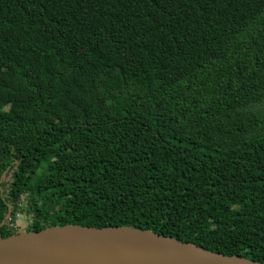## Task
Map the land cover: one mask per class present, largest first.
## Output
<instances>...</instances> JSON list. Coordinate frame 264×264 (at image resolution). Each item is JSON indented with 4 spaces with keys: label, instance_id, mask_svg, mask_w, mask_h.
I'll list each match as a JSON object with an SVG mask.
<instances>
[{
    "label": "trees",
    "instance_id": "16d2710c",
    "mask_svg": "<svg viewBox=\"0 0 264 264\" xmlns=\"http://www.w3.org/2000/svg\"><path fill=\"white\" fill-rule=\"evenodd\" d=\"M0 182V226L264 263V0H0Z\"/></svg>",
    "mask_w": 264,
    "mask_h": 264
},
{
    "label": "water",
    "instance_id": "95a60500",
    "mask_svg": "<svg viewBox=\"0 0 264 264\" xmlns=\"http://www.w3.org/2000/svg\"><path fill=\"white\" fill-rule=\"evenodd\" d=\"M10 217L11 208L0 227ZM0 264L264 263L220 254L148 229L57 225L0 236Z\"/></svg>",
    "mask_w": 264,
    "mask_h": 264
},
{
    "label": "built area",
    "instance_id": "2783aa9c",
    "mask_svg": "<svg viewBox=\"0 0 264 264\" xmlns=\"http://www.w3.org/2000/svg\"><path fill=\"white\" fill-rule=\"evenodd\" d=\"M25 200H27L26 201V208H27V206H28V196L27 195H23L22 197H21V201H20V206H22L23 207V201H25ZM22 219H24V215L23 214H21V213H18L17 215H16V217L13 219V218H9V220L7 221L11 226H13L14 227V229L15 230H17V232L18 231H20V228H19V221L20 220H22Z\"/></svg>",
    "mask_w": 264,
    "mask_h": 264
},
{
    "label": "rangeland",
    "instance_id": "374dc122",
    "mask_svg": "<svg viewBox=\"0 0 264 264\" xmlns=\"http://www.w3.org/2000/svg\"><path fill=\"white\" fill-rule=\"evenodd\" d=\"M4 181L5 182H10L11 181V177H10V173L8 172L7 176L4 177ZM26 201H23V208H26ZM27 213V212H26ZM24 215V219L20 220L19 221V228L20 230H24L26 231L27 230V226H28V218L29 216L26 215V214H23Z\"/></svg>",
    "mask_w": 264,
    "mask_h": 264
}]
</instances>
